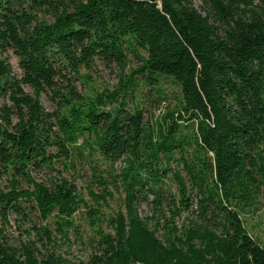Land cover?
Segmentation results:
<instances>
[{"label": "trees", "instance_id": "1", "mask_svg": "<svg viewBox=\"0 0 264 264\" xmlns=\"http://www.w3.org/2000/svg\"><path fill=\"white\" fill-rule=\"evenodd\" d=\"M194 1L0 0V179L7 182L0 264H264V247L241 218L264 199V0H200V10ZM129 54L140 64L112 91L78 92L82 70L97 62L123 69ZM164 81L180 89L181 100L150 129L128 98L142 84L158 86L161 103ZM43 94L52 112L42 107ZM176 153L189 178L174 173L178 195L164 185L163 161ZM81 160L103 187L89 189L96 206L113 197L111 185L123 194L122 210L92 208L64 177L44 183L32 176ZM98 162L116 174L97 175ZM80 208L91 252L71 259L62 246L71 248L72 237L83 242L74 223ZM28 211L38 222L14 246L9 217L30 221Z\"/></svg>", "mask_w": 264, "mask_h": 264}, {"label": "rangeland", "instance_id": "2", "mask_svg": "<svg viewBox=\"0 0 264 264\" xmlns=\"http://www.w3.org/2000/svg\"><path fill=\"white\" fill-rule=\"evenodd\" d=\"M195 7L200 10L201 1H194ZM9 62L12 68L13 75L16 77L21 76V71L18 67L17 58L10 52ZM140 64V59L133 54H129L125 60L123 69H120L118 66L112 65L106 67L100 62L91 69V70H82L80 79L76 81L75 86L77 87L78 92L87 96H93L95 93H101L103 90L112 91L117 85L121 75L123 73L128 74L131 70L137 68ZM163 94L165 100L161 103H158V86L147 87L143 84L140 89L134 94H131L128 98V107L129 109L140 106L144 112V123L147 128L156 129L158 124L163 121V117L167 113H171L177 110V106L180 103V89L173 85L171 81H164L161 83ZM27 92H31L28 88H25ZM40 103L42 107L48 111L52 112L54 110V105L51 102L49 95L43 94L40 97ZM10 106L9 101L2 100V105ZM15 121V119H13ZM183 123V122H182ZM185 125V123H184ZM182 133L189 138L190 130L182 128ZM188 142V139H187ZM185 144L186 152L184 157L186 159L190 158L191 149L189 145ZM88 151H84V157H86ZM165 167L169 170L167 176L164 179L165 190L173 194L178 195V188L175 182L174 173L180 172L181 176L188 181V173L183 166V163L180 159V154L176 153L173 158L166 163ZM92 164L88 160H81L80 162H75L73 169L66 170L60 164L54 165L53 169H43L33 173V177L36 181L47 183L49 179L54 177H64L69 181L73 182L77 188L78 193L82 198L88 203L92 208H98L106 215H112L115 212L122 210V198L123 194L120 190H115L111 185H108L106 189L110 191L113 195L111 199L104 204L100 203V207L96 206L93 202L92 197L89 195V189L94 194H100L103 190L98 184V180L93 177V170L91 168ZM123 164H117L115 170H119ZM113 169V170H114ZM98 172L102 178L109 179L108 173L115 175L116 172L110 171L107 169V166L101 162H98ZM100 171V173H99ZM22 188L27 189L28 186L26 183L22 184ZM7 189V182L4 179H0V190ZM151 199V197H149ZM139 215L142 218L149 216L148 207L146 204H141L139 207ZM28 216L30 221L23 220L17 215H12L9 217L8 225L6 226V235L14 246H19L20 243L28 240V232L32 223L38 222L37 218L32 213H29ZM187 214H182L179 218L176 219V225L180 227L183 222L186 221ZM241 218L249 235H251L257 242L264 247V199L263 195L260 196L258 203L256 205L255 211L252 213H242ZM74 223L76 227L82 233L84 239L83 242H77L72 237L70 240L71 248L63 247V253L71 259H85L87 255L91 252V247L89 246V236L91 235V229L87 224V219L83 208H80L74 216ZM103 228L108 231V227L104 224ZM163 234L162 231L158 233L159 236ZM59 239V237H56ZM61 244V241H60Z\"/></svg>", "mask_w": 264, "mask_h": 264}]
</instances>
